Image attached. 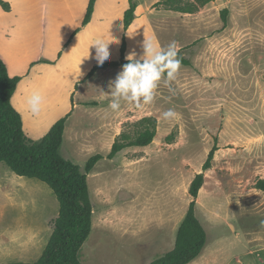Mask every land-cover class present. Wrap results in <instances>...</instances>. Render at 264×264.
<instances>
[{"label": "rangeland", "instance_id": "374dc122", "mask_svg": "<svg viewBox=\"0 0 264 264\" xmlns=\"http://www.w3.org/2000/svg\"><path fill=\"white\" fill-rule=\"evenodd\" d=\"M159 7L166 10L164 3ZM205 7L150 16L159 24L162 47L175 42L191 65L181 63L174 80L162 79L151 104L138 109L122 101L115 111L116 132L133 134L140 119L154 116L157 135L148 146L126 148L113 159L104 155L87 174L93 230L83 264H148L171 251L192 201L191 182L215 144L219 149L196 203L208 243L189 264H264V0H214ZM110 71L109 83L122 68ZM109 98L92 104L105 111ZM169 110L175 115L165 119ZM86 156L68 159L86 173ZM58 212L59 201L45 183L0 163V245L17 231L19 242L29 239L23 258L36 262ZM16 218L19 223L11 224ZM22 227L29 229L23 239Z\"/></svg>", "mask_w": 264, "mask_h": 264}, {"label": "crops", "instance_id": "0c3cea01", "mask_svg": "<svg viewBox=\"0 0 264 264\" xmlns=\"http://www.w3.org/2000/svg\"><path fill=\"white\" fill-rule=\"evenodd\" d=\"M5 1L10 8L7 10L0 4V58L10 76L21 77L12 104L22 116L27 136L38 140L60 118L69 115L61 147L68 158L84 154L90 157L93 153L108 155L120 134L115 130V111L110 107L101 111L92 103L99 102L97 97L110 99L107 93L112 74L111 68H103L86 78L98 64L94 58L95 46L91 44L99 37L111 39L113 36L118 43L109 45L110 59L107 61L119 60L125 36V58L133 50L139 58L143 54L142 42L148 34L162 47L156 35L159 24L150 16L172 11L159 7V0H133L135 19L125 30L124 15L131 0H96L92 19L86 25L83 20L90 0ZM201 11H208V7ZM160 19L158 17L157 22ZM101 78L97 91L94 88ZM32 90H39L44 97L38 115H33L26 104V96ZM89 127L96 130L87 132ZM10 223L14 225L19 220L12 219ZM23 227L22 239L29 235V229ZM15 229L20 230V227ZM17 235L18 232L13 231L10 240L6 238L7 241L0 245V264L35 263L23 258L29 256L30 249L26 246L29 239L19 242ZM15 253L22 257L8 262L6 257Z\"/></svg>", "mask_w": 264, "mask_h": 264}, {"label": "trees", "instance_id": "16d2710c", "mask_svg": "<svg viewBox=\"0 0 264 264\" xmlns=\"http://www.w3.org/2000/svg\"><path fill=\"white\" fill-rule=\"evenodd\" d=\"M182 1V0H179ZM214 0H160L157 5L165 4L166 10L193 14ZM96 0H90L83 25L88 24L93 16ZM0 4L9 9L5 0ZM136 3L131 0L129 9L124 15V28L127 30L135 19ZM227 9L223 11L226 25ZM126 38L124 36L120 50V59L105 61L96 65L86 78H90L99 69L115 68L128 63L125 58ZM177 58L183 65H191L179 51ZM20 76H10L4 61L0 58V163H5L16 174L37 179L45 183L59 201L58 216L54 220L53 233L43 251L42 256L34 264H83L82 249L93 230V204L91 200L88 173L104 158L98 153L90 157L86 163V173L71 159L61 153L64 132L69 115L60 118L50 131L38 140L27 136L21 114L12 104V97L20 82ZM158 121L154 116H145L136 123V131L132 134L123 131L116 138L107 158L113 159L121 151L129 147H145L150 145L157 135ZM215 144L208 153L202 172L197 173L190 185V202L188 211L181 222L175 247L166 254L148 264H189L198 259L208 243L206 228L196 213L199 192L205 182V172L212 167L216 151ZM264 189V180H261ZM8 264H25L8 263Z\"/></svg>", "mask_w": 264, "mask_h": 264}, {"label": "clouds", "instance_id": "9594fccd", "mask_svg": "<svg viewBox=\"0 0 264 264\" xmlns=\"http://www.w3.org/2000/svg\"><path fill=\"white\" fill-rule=\"evenodd\" d=\"M112 43H118L113 36L111 39L99 37L92 42L91 46H95L94 58L98 65L102 66L110 59L109 45ZM142 48L143 54L139 58L135 50L126 56L128 63L122 66V71L109 83L110 92L107 94L112 97L109 107L113 111L120 110L122 101L138 109L151 104L161 80L175 79L181 65V61L177 58L175 42L165 49L153 39L146 37L142 42ZM88 57L89 55L85 58ZM43 102L44 97L39 90H32L26 96L27 107L33 115L39 114ZM174 115L172 110L163 113L165 119Z\"/></svg>", "mask_w": 264, "mask_h": 264}]
</instances>
